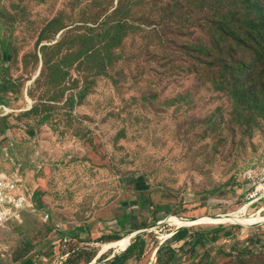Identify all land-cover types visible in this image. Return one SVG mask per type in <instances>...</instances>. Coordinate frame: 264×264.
<instances>
[{"label":"rangeland","instance_id":"374dc122","mask_svg":"<svg viewBox=\"0 0 264 264\" xmlns=\"http://www.w3.org/2000/svg\"><path fill=\"white\" fill-rule=\"evenodd\" d=\"M245 3L0 0V172L38 210L0 231V264H264V202L240 201L264 164ZM183 229L207 238L168 262Z\"/></svg>","mask_w":264,"mask_h":264},{"label":"built area","instance_id":"2783aa9c","mask_svg":"<svg viewBox=\"0 0 264 264\" xmlns=\"http://www.w3.org/2000/svg\"><path fill=\"white\" fill-rule=\"evenodd\" d=\"M246 176L249 187L245 189L242 200L249 210L264 202V164L249 171ZM28 191L21 178L0 172V231L7 224L19 220L24 213L38 211ZM49 219V214L44 213L43 221L48 222Z\"/></svg>","mask_w":264,"mask_h":264},{"label":"trees","instance_id":"16d2710c","mask_svg":"<svg viewBox=\"0 0 264 264\" xmlns=\"http://www.w3.org/2000/svg\"><path fill=\"white\" fill-rule=\"evenodd\" d=\"M248 2V3H247ZM243 8V12H237L238 15H241L242 17L248 18L249 17V23L252 24L255 28L253 29V32L256 34L257 39L264 44V12L261 10L260 5L253 0H246V3L244 4ZM255 15L254 18H251V15ZM225 20H227L226 18H224ZM223 20V21H225ZM223 21L217 22V24L220 27L221 25H226ZM241 203H243V200H240ZM219 234H221L220 230H216L211 239L210 242H217L219 239ZM191 232L188 229H183L180 230L179 232H177L170 240H169V245H168V262H171L175 259V257L177 256L175 250L171 247L172 244L174 243H182V242H188L189 240H191L190 242H192L193 238H197L195 241V244H201L203 238H207V235L203 236L201 234H197L194 237H190ZM199 235V236H198ZM227 236H229L228 234H226ZM162 249L159 250V253L161 252ZM130 254L134 253V247H132L129 251Z\"/></svg>","mask_w":264,"mask_h":264},{"label":"bare ground","instance_id":"6f19581e","mask_svg":"<svg viewBox=\"0 0 264 264\" xmlns=\"http://www.w3.org/2000/svg\"><path fill=\"white\" fill-rule=\"evenodd\" d=\"M247 210H248V209H247ZM238 217H239V216H238ZM236 219H237L236 216L233 217V220H236ZM172 223H174V225L178 226L179 229L182 228V227L185 225V222H184V221H181V220L176 219V218H173V219H172ZM186 223H187V222H186ZM130 239H131V238H129V240H130ZM123 243L126 244L127 241H124Z\"/></svg>","mask_w":264,"mask_h":264},{"label":"crops","instance_id":"0c3cea01","mask_svg":"<svg viewBox=\"0 0 264 264\" xmlns=\"http://www.w3.org/2000/svg\"><path fill=\"white\" fill-rule=\"evenodd\" d=\"M179 231H180V230H179ZM179 231H177V232H179ZM177 232H175V233H177ZM214 232H215V231H214ZM175 233H174V234H175ZM174 234H173V235H174ZM198 236H199V235H198ZM225 236H226V235H225ZM132 237H133V236H132ZM132 237H131V238H132ZM209 237H212V235H210ZM219 238H220V234H219ZM218 241H219V240H218ZM182 243H184V242H182ZM171 247L174 249L173 246H171ZM174 250H175V249H174ZM175 252H176V254H177L179 251H178V250H175ZM156 258H157V257H156ZM157 259H158V258H157Z\"/></svg>","mask_w":264,"mask_h":264}]
</instances>
